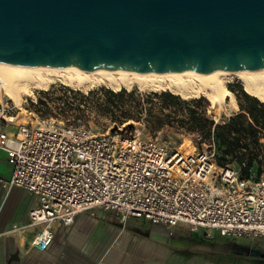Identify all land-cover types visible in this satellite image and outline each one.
Returning a JSON list of instances; mask_svg holds the SVG:
<instances>
[{"label": "built area", "instance_id": "obj_1", "mask_svg": "<svg viewBox=\"0 0 264 264\" xmlns=\"http://www.w3.org/2000/svg\"><path fill=\"white\" fill-rule=\"evenodd\" d=\"M12 110L0 103V151L11 168L6 185L34 196L37 206L27 224L9 233L35 230L31 248L50 246L54 223L70 226L95 209L112 212L120 223L142 218L207 237H264V175L243 179L233 167H218L212 142L182 153L142 140L139 129L97 136L83 124L52 119L10 132Z\"/></svg>", "mask_w": 264, "mask_h": 264}, {"label": "water", "instance_id": "obj_2", "mask_svg": "<svg viewBox=\"0 0 264 264\" xmlns=\"http://www.w3.org/2000/svg\"><path fill=\"white\" fill-rule=\"evenodd\" d=\"M0 65L259 71L264 0H0Z\"/></svg>", "mask_w": 264, "mask_h": 264}, {"label": "crops", "instance_id": "obj_3", "mask_svg": "<svg viewBox=\"0 0 264 264\" xmlns=\"http://www.w3.org/2000/svg\"><path fill=\"white\" fill-rule=\"evenodd\" d=\"M10 176L0 151V264H264V237H207L142 218L120 223L102 209L78 214L67 227L54 223L50 246L36 250L29 246L35 230L9 233L12 226L27 224L37 206L34 196L6 185Z\"/></svg>", "mask_w": 264, "mask_h": 264}, {"label": "trees", "instance_id": "obj_4", "mask_svg": "<svg viewBox=\"0 0 264 264\" xmlns=\"http://www.w3.org/2000/svg\"><path fill=\"white\" fill-rule=\"evenodd\" d=\"M227 89L235 96L237 111L218 123L207 115V102L203 98L182 100L166 91L139 94L134 98L135 91L100 89L104 102L99 108L110 116L115 128L129 120L138 122L144 116L149 130L172 127L197 135L198 147L212 142L218 167H233L243 179L253 171L261 176L264 173V102L248 95L239 82ZM94 93L90 91L87 95ZM127 103L132 105L135 116L125 109ZM38 104L48 109V103L41 98Z\"/></svg>", "mask_w": 264, "mask_h": 264}, {"label": "bare ground", "instance_id": "obj_5", "mask_svg": "<svg viewBox=\"0 0 264 264\" xmlns=\"http://www.w3.org/2000/svg\"><path fill=\"white\" fill-rule=\"evenodd\" d=\"M238 81L243 90L264 102V69L259 71H216L207 74L180 72L175 74H149L128 71H82L36 67L0 65V99L19 107L25 97L36 90H46L60 83L81 92L94 87H105L113 92L137 89L142 92H169L182 100L205 98L211 105H225L237 109L235 97L227 84Z\"/></svg>", "mask_w": 264, "mask_h": 264}, {"label": "rangeland", "instance_id": "obj_6", "mask_svg": "<svg viewBox=\"0 0 264 264\" xmlns=\"http://www.w3.org/2000/svg\"><path fill=\"white\" fill-rule=\"evenodd\" d=\"M237 82L238 81L233 80L227 84V87H233ZM64 88H66V90H64ZM100 89L107 88L99 86L81 92L68 88L60 83H54L46 90L34 91L31 97L23 96L19 107L13 106L12 103L4 98L0 99V103H7L9 107H12L13 115L16 117L14 120L15 125L12 126V128H9L10 132L17 130L21 125L37 126L39 120L52 119L56 123H62L64 126L83 124L93 135L97 136L103 135L107 132L110 134L116 132L123 136H129L133 134L135 129H139L141 132L140 138L142 140L153 139L156 140L157 143L164 145L173 151H181L182 153H187L191 150V146L194 150L200 148L198 147V140L195 136L176 131L172 127H164L157 131L147 129L145 127L146 118L144 116L141 117L138 122L129 120L123 123V125H119L115 128L110 116L101 112V109L99 108V105L104 102L103 94L99 91ZM46 91L49 92L48 95L41 94ZM90 91L95 93L87 95ZM130 91H135L134 98L139 94L153 93L152 91L142 92L135 88ZM39 98L48 103V109L38 104ZM203 99L207 102V115L216 123L227 119L237 111V109H232L225 105H211L205 98ZM125 109L129 110L132 116H135V110L132 108V105L127 103ZM117 116H120V114ZM137 123L143 124V126H139ZM118 128L120 130H118ZM262 175H264V173H262ZM251 176L258 178L259 174L253 171Z\"/></svg>", "mask_w": 264, "mask_h": 264}]
</instances>
